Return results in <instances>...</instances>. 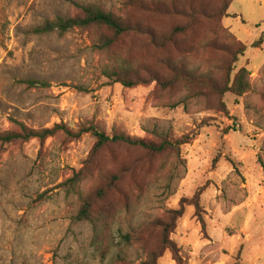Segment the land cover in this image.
I'll use <instances>...</instances> for the list:
<instances>
[{
	"label": "rangeland",
	"instance_id": "obj_1",
	"mask_svg": "<svg viewBox=\"0 0 264 264\" xmlns=\"http://www.w3.org/2000/svg\"><path fill=\"white\" fill-rule=\"evenodd\" d=\"M134 1L0 0V132L15 130L10 120H16L34 130L63 124L75 131L93 123L108 134L155 143L197 134L178 153L155 158L139 148L109 146L76 191H68L66 181L88 160L90 135L70 141L56 133L43 142L3 146L0 264H143L158 250L157 224L180 208L169 235L175 253L165 250L156 264H264V42L235 65L249 72L251 90L223 96L228 116L199 82L222 85L231 53L264 32V9L235 1L227 12L243 21L190 19L182 13L187 4L215 12L220 0H152V13ZM73 3L95 4L143 24L152 45L144 34L126 36L99 52L92 31L29 34L46 20L74 15ZM185 25L186 33L171 35ZM108 67L146 83L125 89L106 77ZM176 74L183 79L168 87L155 82H170ZM18 80L36 85L27 88ZM203 120L212 121L198 129ZM111 174L120 179L95 202L93 215L101 213L106 227L94 234L74 219L81 200Z\"/></svg>",
	"mask_w": 264,
	"mask_h": 264
},
{
	"label": "trees",
	"instance_id": "obj_2",
	"mask_svg": "<svg viewBox=\"0 0 264 264\" xmlns=\"http://www.w3.org/2000/svg\"><path fill=\"white\" fill-rule=\"evenodd\" d=\"M232 0H220V8L215 12H209L204 7H196L193 4H187L183 8L184 15L188 18L195 19L197 17H205L211 19H225L231 17L228 14V8L231 5ZM132 4L139 5L143 10L152 13V0H135ZM72 8L75 14L67 17L57 16L52 20L44 21L40 26L30 30L29 34L34 36H44L50 34H57L59 36L72 30L79 31H92L94 32L95 39L93 41L94 47L99 51H108L113 46L118 45L127 36H136L144 34L152 45V32L149 28L145 27L139 22H130L115 14L103 9L101 6L95 4H82L73 3ZM181 13V10H175ZM191 23V21H189ZM189 25L179 26L173 29L172 36H178L186 33L189 30ZM259 25H256L258 28ZM264 42V32H261L258 39L254 41L250 46L238 45L237 49L231 53V62L225 70V80L221 86L210 83L209 80L200 78V84L206 86L211 93L217 95L218 105L220 111L228 116V111L222 99L225 94H232L237 97H241L251 90V84L249 80V72L245 68H239L236 70V63L240 56H242L248 49H257ZM169 42H160V46L164 47V44ZM106 77L114 83L120 84L125 89H132L140 84H145L143 80H129L121 77L114 68H107L105 73ZM183 79L181 74H176L170 82H157L162 87H168L173 83ZM152 81V77L150 78ZM19 85H24L27 88H33L36 85L35 81L32 80H18ZM14 125L15 130H7L0 132V148L5 145L24 143L30 140H37L39 142L45 141L47 138L52 137L56 133H62L70 141H75L83 135H90L94 139V144L91 149L88 160L86 161L83 168H81L71 179L66 181L68 191H76L78 185L82 181V175L84 172L91 168L93 160L105 150L107 147L112 145H125L131 148H139L147 153L150 158H155L169 153H178L180 148L184 145L190 144L197 134L183 135L180 139H161L160 142H149L138 138H133L122 133H111L108 134L100 126L93 123L79 124L75 131L70 130L63 124L55 125L51 129L34 130L26 127L23 123L16 120H10ZM210 121L203 120L198 129L210 126ZM235 124L232 128L227 127L223 130L226 134L228 131L234 129ZM120 179L118 174L109 175L102 186L97 188L94 195L90 198L81 200V205L76 213L75 221L87 223L91 226L94 234L99 231L105 230L104 217L99 214L93 215L95 202L102 200L109 192L115 190L117 183ZM198 193L195 195V208L198 209L197 202ZM181 217V208L176 211L170 212V217L166 222L157 224L160 228V242L158 244L157 252H152L148 256V260L143 264H156L158 258L165 250H171L175 253L173 244L169 241V235L172 233L176 226V221ZM127 240V238H126ZM174 259L176 262H180L179 257L175 254Z\"/></svg>",
	"mask_w": 264,
	"mask_h": 264
},
{
	"label": "crops",
	"instance_id": "obj_3",
	"mask_svg": "<svg viewBox=\"0 0 264 264\" xmlns=\"http://www.w3.org/2000/svg\"><path fill=\"white\" fill-rule=\"evenodd\" d=\"M235 1L240 6H242L243 4H248L249 6H254V5L256 6V4H259V6L264 9V0H233L232 3H234ZM231 16H235L237 19H240V21L241 20L243 21L242 16L239 13H237V14L234 13ZM235 28H237V30H238V25L237 24H235Z\"/></svg>",
	"mask_w": 264,
	"mask_h": 264
}]
</instances>
